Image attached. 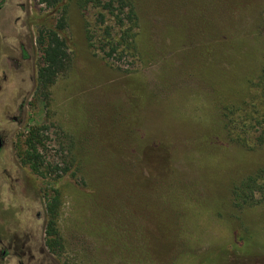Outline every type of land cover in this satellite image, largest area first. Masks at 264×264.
Wrapping results in <instances>:
<instances>
[{
	"label": "rangeland",
	"instance_id": "obj_1",
	"mask_svg": "<svg viewBox=\"0 0 264 264\" xmlns=\"http://www.w3.org/2000/svg\"><path fill=\"white\" fill-rule=\"evenodd\" d=\"M130 1L134 25L64 0L70 66L48 97L38 36L62 9L2 5L0 264H37L32 243L40 264H264V0ZM41 126L43 174L23 160Z\"/></svg>",
	"mask_w": 264,
	"mask_h": 264
},
{
	"label": "trees",
	"instance_id": "obj_2",
	"mask_svg": "<svg viewBox=\"0 0 264 264\" xmlns=\"http://www.w3.org/2000/svg\"><path fill=\"white\" fill-rule=\"evenodd\" d=\"M47 5L62 9L61 17L56 26L46 27L39 31L38 43L43 52V65L38 71L39 90L44 96L50 95V88L55 84L57 78L66 72L70 66V54L66 39L61 35V31L65 28L66 23V8L64 0H44ZM95 4L102 6L103 9L108 10L115 17L121 18L122 24H135L137 15L135 6L130 0H91ZM89 2V1H88ZM62 3V4H61ZM124 14V17L121 15ZM103 18L104 15L101 14ZM133 29V26L130 30ZM126 34L128 35V32ZM130 37V36H129ZM134 43V37L132 36ZM128 43L134 46L133 43ZM120 42L114 43L112 50L117 52L120 47ZM124 51V50H123ZM48 130L47 126H41L32 131L31 137L26 141V151L23 154V160L29 164L30 167L37 173L43 174L45 168V159L41 153V148L45 145V133ZM55 169H58L55 167ZM62 171H67L63 168ZM263 173L262 170L253 172L245 180L235 188V196L243 201V203H250L254 198V189L257 185L259 176ZM253 192V193H249ZM47 202V215L49 221L47 223V245L55 252L61 248V236L57 226V219L59 216V209L62 204V197L60 192L54 188L53 194H50Z\"/></svg>",
	"mask_w": 264,
	"mask_h": 264
},
{
	"label": "flooded vegetation",
	"instance_id": "obj_3",
	"mask_svg": "<svg viewBox=\"0 0 264 264\" xmlns=\"http://www.w3.org/2000/svg\"><path fill=\"white\" fill-rule=\"evenodd\" d=\"M1 4H0V10L2 9V5L6 2V0H1ZM1 29L3 30V27H1ZM39 71V70H38ZM0 138H1V146H0V150L2 148V145H3V139H2V136L0 135ZM31 239V238H30ZM31 240H33L32 242L36 243L35 241V238H32ZM31 252L32 254H35L37 255V258H38V261L37 264H40V262H43V255L40 253V251L38 250V247H36L35 245H33L32 243V246H31ZM8 255V251L7 250H3L2 251V256L5 258L6 256Z\"/></svg>",
	"mask_w": 264,
	"mask_h": 264
},
{
	"label": "water",
	"instance_id": "obj_4",
	"mask_svg": "<svg viewBox=\"0 0 264 264\" xmlns=\"http://www.w3.org/2000/svg\"><path fill=\"white\" fill-rule=\"evenodd\" d=\"M0 146H1V138H0Z\"/></svg>",
	"mask_w": 264,
	"mask_h": 264
}]
</instances>
